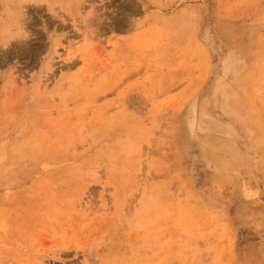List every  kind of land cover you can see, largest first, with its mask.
<instances>
[{"label": "rangeland", "instance_id": "rangeland-1", "mask_svg": "<svg viewBox=\"0 0 264 264\" xmlns=\"http://www.w3.org/2000/svg\"><path fill=\"white\" fill-rule=\"evenodd\" d=\"M0 264H264V0H0Z\"/></svg>", "mask_w": 264, "mask_h": 264}]
</instances>
